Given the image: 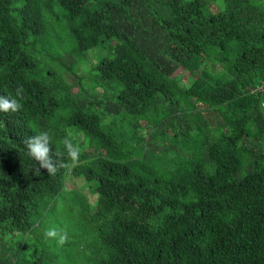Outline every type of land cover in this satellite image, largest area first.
I'll return each mask as SVG.
<instances>
[{
    "label": "trees",
    "instance_id": "16d2710c",
    "mask_svg": "<svg viewBox=\"0 0 264 264\" xmlns=\"http://www.w3.org/2000/svg\"><path fill=\"white\" fill-rule=\"evenodd\" d=\"M18 88L0 112V264L58 259L26 240L66 175L97 197L73 191L58 264H264V0H0V95ZM41 131L54 173L28 154Z\"/></svg>",
    "mask_w": 264,
    "mask_h": 264
},
{
    "label": "rangeland",
    "instance_id": "374dc122",
    "mask_svg": "<svg viewBox=\"0 0 264 264\" xmlns=\"http://www.w3.org/2000/svg\"><path fill=\"white\" fill-rule=\"evenodd\" d=\"M61 48L63 50H66L67 44L62 43ZM76 58L82 59V55L80 53L74 52ZM93 57L90 55V60L87 62L81 64L77 68V74L75 78L77 79L78 76L84 77V84L88 86L89 84V77L85 73L86 69L90 66L91 62L94 61L92 59ZM213 69H218L216 66H211ZM175 74H178L179 83L181 86L187 88L191 85L193 80L196 78L195 73H189L184 71L182 67H179L178 70L175 72ZM99 90V88H97ZM189 107H191V104H188ZM140 133H145V137L148 138L147 133V127L141 129ZM82 139V138H80ZM151 139V138H150ZM154 144L152 147L155 149L157 154L160 153V150L163 149V145L166 144L164 139L162 137H154L152 138ZM158 147V148H157ZM162 158H164L167 153L160 154ZM84 196L90 203V205L93 204V201L96 199V193H92L89 188L85 185V180L83 178H72L66 175L65 177V185L63 190L56 196L57 198V205L49 212H47L41 219L39 226L35 229V235L29 237L26 240V248L33 252V253H49L50 251L47 249V246L51 245V248L54 249V252H56L58 259L51 261V264H58L59 261H63V256L65 255V251L63 248V244L65 243V239H63L62 242L59 241V237L61 235L58 234L56 237H45L44 233L48 231L49 229H53L54 225L57 224L58 221H66L70 225V221L73 220L74 216L71 215L70 209L71 205L73 204V194L75 191ZM55 229V228H54ZM50 248V249H51Z\"/></svg>",
    "mask_w": 264,
    "mask_h": 264
},
{
    "label": "clouds",
    "instance_id": "9594fccd",
    "mask_svg": "<svg viewBox=\"0 0 264 264\" xmlns=\"http://www.w3.org/2000/svg\"><path fill=\"white\" fill-rule=\"evenodd\" d=\"M21 89H16L14 95H0V112L16 111L21 107ZM64 149L66 154L73 162L78 161L79 150L68 139L64 140ZM28 154L40 165V168L46 169L49 173L56 171L55 163L50 155L49 134L41 131L37 135L28 137L27 140ZM45 237H56L57 230L49 229L44 233ZM64 237L61 235L58 242H62Z\"/></svg>",
    "mask_w": 264,
    "mask_h": 264
}]
</instances>
